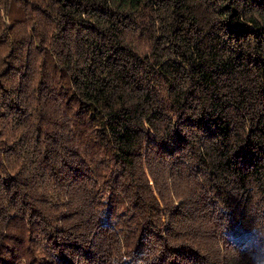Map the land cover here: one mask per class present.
<instances>
[{"label":"trees","instance_id":"obj_1","mask_svg":"<svg viewBox=\"0 0 264 264\" xmlns=\"http://www.w3.org/2000/svg\"><path fill=\"white\" fill-rule=\"evenodd\" d=\"M0 264H264V0H0Z\"/></svg>","mask_w":264,"mask_h":264},{"label":"rangeland","instance_id":"obj_2","mask_svg":"<svg viewBox=\"0 0 264 264\" xmlns=\"http://www.w3.org/2000/svg\"><path fill=\"white\" fill-rule=\"evenodd\" d=\"M3 20H4V22H6V23H7V19H6V18H4V17H3Z\"/></svg>","mask_w":264,"mask_h":264}]
</instances>
